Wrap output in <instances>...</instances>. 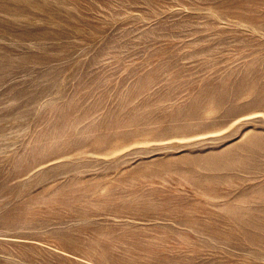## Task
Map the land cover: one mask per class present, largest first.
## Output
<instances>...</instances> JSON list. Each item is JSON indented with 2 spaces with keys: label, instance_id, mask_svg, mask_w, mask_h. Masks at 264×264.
I'll list each match as a JSON object with an SVG mask.
<instances>
[{
  "label": "rangeland",
  "instance_id": "obj_1",
  "mask_svg": "<svg viewBox=\"0 0 264 264\" xmlns=\"http://www.w3.org/2000/svg\"><path fill=\"white\" fill-rule=\"evenodd\" d=\"M0 264H264V0H0Z\"/></svg>",
  "mask_w": 264,
  "mask_h": 264
}]
</instances>
